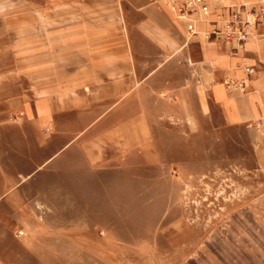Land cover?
<instances>
[{
	"label": "rangeland",
	"instance_id": "1",
	"mask_svg": "<svg viewBox=\"0 0 264 264\" xmlns=\"http://www.w3.org/2000/svg\"><path fill=\"white\" fill-rule=\"evenodd\" d=\"M45 2L0 0V264H264V58L262 116L230 124L202 81L211 67L182 42L136 39L132 133L95 161L86 141L59 150L63 136L50 142L13 105L40 88L28 13Z\"/></svg>",
	"mask_w": 264,
	"mask_h": 264
},
{
	"label": "crops",
	"instance_id": "2",
	"mask_svg": "<svg viewBox=\"0 0 264 264\" xmlns=\"http://www.w3.org/2000/svg\"><path fill=\"white\" fill-rule=\"evenodd\" d=\"M173 2L46 0L40 9L31 10L27 68L32 78L30 86L40 88L34 94L14 99L16 110L26 119L33 118L38 130L50 137L49 141L54 140L53 135L63 136L59 150L79 138L86 141L95 161L104 157L102 144L120 143V149L124 150L126 135L132 133L123 116V93L131 85L130 58L136 39L153 37L167 47L182 42L196 63L211 67L209 74L201 78L204 82L210 80L211 98L222 109L227 123L260 118L263 77L255 74V66L264 58L261 34L264 23L254 26L237 51H233L236 42H223L208 33L214 25L212 20L226 12L225 6L243 3L257 6L264 1L211 0L208 16L197 12L190 17L178 16ZM13 18V28L20 31L21 16ZM190 20L195 22L196 34L188 31ZM247 67H253L254 73L248 74ZM227 77L246 79L245 88H227L224 82ZM71 117H75L71 122L76 128H70V122L64 120Z\"/></svg>",
	"mask_w": 264,
	"mask_h": 264
},
{
	"label": "built area",
	"instance_id": "3",
	"mask_svg": "<svg viewBox=\"0 0 264 264\" xmlns=\"http://www.w3.org/2000/svg\"><path fill=\"white\" fill-rule=\"evenodd\" d=\"M211 0H174L173 6L178 16L190 17L192 13H201L208 16L211 13ZM226 12L218 14V19L212 20L213 27L209 30V37H216L223 42H236L237 46H242L244 41L251 35L252 29L258 23L264 21V3L251 5L243 3L241 5H227ZM221 21V25L217 23ZM190 34H196L195 22L190 20L187 24ZM248 74L254 71L253 67H247ZM227 88H245L246 79L238 80L227 78L224 80Z\"/></svg>",
	"mask_w": 264,
	"mask_h": 264
}]
</instances>
